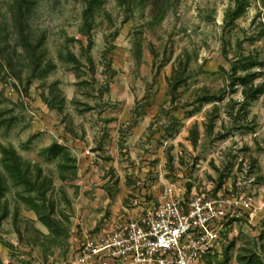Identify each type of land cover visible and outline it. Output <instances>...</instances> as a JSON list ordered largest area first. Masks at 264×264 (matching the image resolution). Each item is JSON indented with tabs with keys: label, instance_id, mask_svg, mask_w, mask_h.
<instances>
[{
	"label": "rangeland",
	"instance_id": "rangeland-1",
	"mask_svg": "<svg viewBox=\"0 0 264 264\" xmlns=\"http://www.w3.org/2000/svg\"><path fill=\"white\" fill-rule=\"evenodd\" d=\"M168 196L229 199L199 264H264V0H0V264Z\"/></svg>",
	"mask_w": 264,
	"mask_h": 264
},
{
	"label": "built area",
	"instance_id": "built-area-1",
	"mask_svg": "<svg viewBox=\"0 0 264 264\" xmlns=\"http://www.w3.org/2000/svg\"><path fill=\"white\" fill-rule=\"evenodd\" d=\"M229 203L168 196L142 209L124 230L85 238L73 264H199L221 239Z\"/></svg>",
	"mask_w": 264,
	"mask_h": 264
},
{
	"label": "trees",
	"instance_id": "trees-1",
	"mask_svg": "<svg viewBox=\"0 0 264 264\" xmlns=\"http://www.w3.org/2000/svg\"><path fill=\"white\" fill-rule=\"evenodd\" d=\"M94 9V2L93 3H91V5H90V8H89V13L92 11ZM83 32H84V30H83Z\"/></svg>",
	"mask_w": 264,
	"mask_h": 264
}]
</instances>
